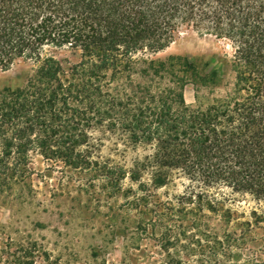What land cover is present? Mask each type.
I'll return each mask as SVG.
<instances>
[{"label":"trees","instance_id":"trees-1","mask_svg":"<svg viewBox=\"0 0 264 264\" xmlns=\"http://www.w3.org/2000/svg\"><path fill=\"white\" fill-rule=\"evenodd\" d=\"M182 30L229 45L225 94L215 95L225 79L208 63L144 57ZM58 50L78 60L64 63ZM19 62L33 63L27 83L0 90V199L31 184L37 154L119 192L129 178L145 193L133 247L119 263L94 250L93 264H264V0H0V71ZM100 129L148 153L130 173L100 162ZM146 171L155 189L188 186L175 203H154ZM237 197L255 208L238 211ZM50 257L35 242L0 240V264H58Z\"/></svg>","mask_w":264,"mask_h":264},{"label":"rangeland","instance_id":"rangeland-1","mask_svg":"<svg viewBox=\"0 0 264 264\" xmlns=\"http://www.w3.org/2000/svg\"><path fill=\"white\" fill-rule=\"evenodd\" d=\"M231 52L226 42L182 30L169 48L144 57L163 61L182 56L195 63H208L210 69L225 79L215 94L218 95L225 94L226 84L231 86L234 83V74L227 69ZM53 55L64 63L78 60L70 50H58ZM32 68L31 62H19L7 72L0 71V90L23 87ZM185 98L188 105L196 103L192 84L187 85ZM93 138L96 144H101L93 157L127 173L148 153L144 147H133L126 137L105 130L95 131ZM32 158L34 175L31 184L17 185L11 194L0 199V240L11 239L15 244L35 242L43 253L50 254V262L58 264H93L91 254L94 250L109 251L108 260L119 263L123 249L133 247L138 230L144 229L138 228L140 209L137 199L145 194L139 184L127 178L119 192L64 169L61 164L54 165L40 155L33 154ZM142 177V183L147 186L146 194L154 203H175L188 186L185 179H176L166 188L155 189L151 172L146 171ZM233 207L248 214L255 205L237 197ZM118 232H124L127 238L118 237ZM143 238L142 246L159 258L157 244L148 241L147 236ZM134 252V249L130 250L131 254H139ZM38 264L45 263L40 260ZM141 264H147V260Z\"/></svg>","mask_w":264,"mask_h":264}]
</instances>
